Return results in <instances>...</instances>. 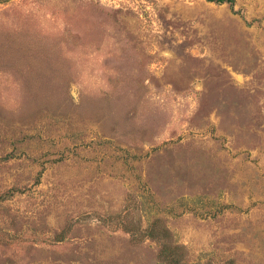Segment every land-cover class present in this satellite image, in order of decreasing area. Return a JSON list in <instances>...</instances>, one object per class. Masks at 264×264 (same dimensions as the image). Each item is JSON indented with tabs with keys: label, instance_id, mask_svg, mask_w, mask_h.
Returning <instances> with one entry per match:
<instances>
[{
	"label": "rangeland",
	"instance_id": "1",
	"mask_svg": "<svg viewBox=\"0 0 264 264\" xmlns=\"http://www.w3.org/2000/svg\"><path fill=\"white\" fill-rule=\"evenodd\" d=\"M0 196V264H264V0H0Z\"/></svg>",
	"mask_w": 264,
	"mask_h": 264
},
{
	"label": "trees",
	"instance_id": "2",
	"mask_svg": "<svg viewBox=\"0 0 264 264\" xmlns=\"http://www.w3.org/2000/svg\"><path fill=\"white\" fill-rule=\"evenodd\" d=\"M215 4H228L233 7L236 0H207ZM11 196V193H7L6 196ZM1 197V196H0ZM128 233H132L131 229H125ZM142 234L147 239L156 241L160 245L159 258L162 264H189L186 262V253L184 246L174 243L169 229L161 222V220H155L142 231ZM133 237L137 238L135 232L132 233Z\"/></svg>",
	"mask_w": 264,
	"mask_h": 264
}]
</instances>
